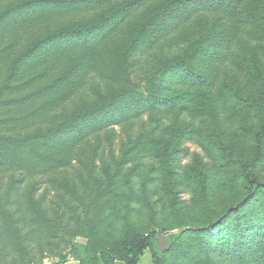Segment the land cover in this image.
<instances>
[{
  "label": "rangeland",
  "instance_id": "obj_1",
  "mask_svg": "<svg viewBox=\"0 0 264 264\" xmlns=\"http://www.w3.org/2000/svg\"><path fill=\"white\" fill-rule=\"evenodd\" d=\"M238 1L0 0V264H264V0Z\"/></svg>",
  "mask_w": 264,
  "mask_h": 264
},
{
  "label": "trees",
  "instance_id": "obj_2",
  "mask_svg": "<svg viewBox=\"0 0 264 264\" xmlns=\"http://www.w3.org/2000/svg\"><path fill=\"white\" fill-rule=\"evenodd\" d=\"M205 2L204 4H213V3H219L222 4L223 6H225L226 8H236L239 6L240 1L238 0H176L177 3H180L181 5H194L197 4L198 2ZM141 33L139 32V35H135L133 40L131 41V47L139 41V37H140ZM136 95V88H133L129 91L126 92V95H124L123 97L125 98H133ZM245 181L248 183V187H249V191L250 193H253V190H261L264 189V184L260 183L254 175H252V173H246L245 177H244ZM16 225L14 224H9L8 230L9 233L12 237H14L17 232L18 229H16ZM142 254V252H141ZM140 262V261H139ZM138 262V264H139ZM159 264V263H158Z\"/></svg>",
  "mask_w": 264,
  "mask_h": 264
},
{
  "label": "water",
  "instance_id": "obj_3",
  "mask_svg": "<svg viewBox=\"0 0 264 264\" xmlns=\"http://www.w3.org/2000/svg\"><path fill=\"white\" fill-rule=\"evenodd\" d=\"M158 246H159L160 251L166 252L170 249L171 245L167 239L160 237L158 240Z\"/></svg>",
  "mask_w": 264,
  "mask_h": 264
},
{
  "label": "crops",
  "instance_id": "obj_4",
  "mask_svg": "<svg viewBox=\"0 0 264 264\" xmlns=\"http://www.w3.org/2000/svg\"><path fill=\"white\" fill-rule=\"evenodd\" d=\"M139 264H151L150 259H146L145 257L142 258L139 262Z\"/></svg>",
  "mask_w": 264,
  "mask_h": 264
}]
</instances>
